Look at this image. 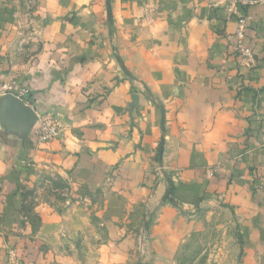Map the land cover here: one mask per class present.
Instances as JSON below:
<instances>
[{"label": "crops", "instance_id": "1", "mask_svg": "<svg viewBox=\"0 0 264 264\" xmlns=\"http://www.w3.org/2000/svg\"><path fill=\"white\" fill-rule=\"evenodd\" d=\"M38 1L28 58L0 9V74L64 132L41 143L38 120L0 98V264H93L66 246L81 230L95 264H264V4ZM36 168L73 195L63 212L38 203L34 229L22 191Z\"/></svg>", "mask_w": 264, "mask_h": 264}, {"label": "rangeland", "instance_id": "2", "mask_svg": "<svg viewBox=\"0 0 264 264\" xmlns=\"http://www.w3.org/2000/svg\"><path fill=\"white\" fill-rule=\"evenodd\" d=\"M39 1L38 0H0V9L5 10V13L0 15H12L15 21V28L13 29L14 36V50L17 57L25 56L26 58L32 56L37 48V31L39 24L42 21V15L39 13ZM7 81L4 76L0 74V79ZM30 169V168H29ZM38 171V172H37ZM25 180L30 181L31 185H25L23 188L22 196L24 197V213L29 218L30 224L35 228L38 227L40 221L37 219L36 208L38 203L42 205L55 207L58 211L63 212L68 208V200L73 195V191L70 192V187L66 184L65 180L59 177L56 173L36 168L32 172L25 175ZM76 197L79 201H82L83 192L77 193ZM78 201V202H79ZM82 205V203H81ZM98 224V220H93V227ZM84 230L75 237V240H71L72 243L66 244L67 247H73L75 243L76 251L71 252L76 256V261L88 262L95 264L100 260V254L97 251H88V245L84 242L85 239L83 233ZM94 244V242H93ZM86 248V249H85ZM93 249V246L91 247ZM84 264V263H82Z\"/></svg>", "mask_w": 264, "mask_h": 264}, {"label": "built area", "instance_id": "3", "mask_svg": "<svg viewBox=\"0 0 264 264\" xmlns=\"http://www.w3.org/2000/svg\"><path fill=\"white\" fill-rule=\"evenodd\" d=\"M264 4V0H227V7L234 15H239V6H254ZM212 6H215L212 3ZM249 25L248 17H240L238 21V28L234 34L235 37V53L242 63L249 65L253 62V51L246 45V30ZM13 96L19 99L27 106H31L30 97L31 90L27 86H22L18 82L12 83L2 81L0 79V98L6 96ZM64 132L63 125L56 118L50 114L38 115V127L36 135L41 143H50L61 139ZM264 189V186H263Z\"/></svg>", "mask_w": 264, "mask_h": 264}, {"label": "water", "instance_id": "4", "mask_svg": "<svg viewBox=\"0 0 264 264\" xmlns=\"http://www.w3.org/2000/svg\"><path fill=\"white\" fill-rule=\"evenodd\" d=\"M14 103H16L19 107L21 108H24V109H27L28 110V113L31 114L33 116L34 119L38 120V115H36L35 111L34 110H29L28 109V106H26L23 102H21L19 99L9 95V96H6L4 97ZM32 111V112H31ZM145 227H147V224L145 225Z\"/></svg>", "mask_w": 264, "mask_h": 264}]
</instances>
